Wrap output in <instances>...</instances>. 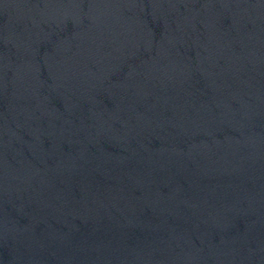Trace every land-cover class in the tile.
<instances>
[{
	"label": "water",
	"instance_id": "95a60500",
	"mask_svg": "<svg viewBox=\"0 0 264 264\" xmlns=\"http://www.w3.org/2000/svg\"><path fill=\"white\" fill-rule=\"evenodd\" d=\"M0 264H264V0H0Z\"/></svg>",
	"mask_w": 264,
	"mask_h": 264
}]
</instances>
